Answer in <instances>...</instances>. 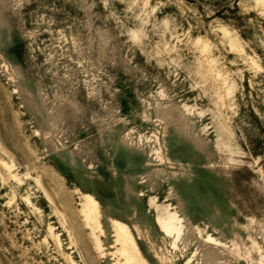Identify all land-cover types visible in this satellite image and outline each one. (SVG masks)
I'll use <instances>...</instances> for the list:
<instances>
[{
	"label": "rangeland",
	"instance_id": "rangeland-1",
	"mask_svg": "<svg viewBox=\"0 0 264 264\" xmlns=\"http://www.w3.org/2000/svg\"><path fill=\"white\" fill-rule=\"evenodd\" d=\"M245 82L264 120V0H0V264H125L116 223L144 264H264Z\"/></svg>",
	"mask_w": 264,
	"mask_h": 264
},
{
	"label": "bare ground",
	"instance_id": "bare-ground-1",
	"mask_svg": "<svg viewBox=\"0 0 264 264\" xmlns=\"http://www.w3.org/2000/svg\"><path fill=\"white\" fill-rule=\"evenodd\" d=\"M85 203L83 206V215L86 225H91L92 229L98 227V223L95 218V213L97 212V205L94 200L89 195H85ZM179 218L173 213H168L163 216L157 217V223L161 231L167 236L179 237L180 224ZM114 232L117 240L121 243L122 249L121 254L125 258V264H144L140 258V253L137 247L133 244L132 237L125 226L116 223L114 226Z\"/></svg>",
	"mask_w": 264,
	"mask_h": 264
},
{
	"label": "trees",
	"instance_id": "trees-1",
	"mask_svg": "<svg viewBox=\"0 0 264 264\" xmlns=\"http://www.w3.org/2000/svg\"><path fill=\"white\" fill-rule=\"evenodd\" d=\"M244 85L247 90L244 96L248 103L246 107L241 106L236 133L252 156L264 160V120L261 118V111L256 110L250 102L247 82Z\"/></svg>",
	"mask_w": 264,
	"mask_h": 264
}]
</instances>
